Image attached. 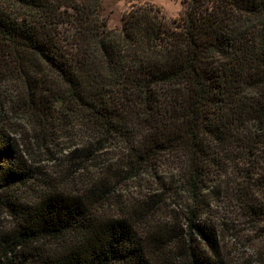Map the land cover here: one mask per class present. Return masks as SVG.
Segmentation results:
<instances>
[{
	"label": "trees",
	"instance_id": "obj_1",
	"mask_svg": "<svg viewBox=\"0 0 264 264\" xmlns=\"http://www.w3.org/2000/svg\"><path fill=\"white\" fill-rule=\"evenodd\" d=\"M183 4L170 20L133 6L109 29L101 0H0V209L15 218L0 264H153L151 248L175 241L139 236L147 212L103 215L104 182L77 194L46 183L13 136L20 116L51 133L80 121L91 140L72 160L116 143L128 178L175 170L193 205V264H225L198 218L215 194L264 235V0Z\"/></svg>",
	"mask_w": 264,
	"mask_h": 264
},
{
	"label": "rangeland",
	"instance_id": "obj_2",
	"mask_svg": "<svg viewBox=\"0 0 264 264\" xmlns=\"http://www.w3.org/2000/svg\"><path fill=\"white\" fill-rule=\"evenodd\" d=\"M183 1L101 0V12L108 28L116 29L121 26L122 15L133 6L155 4L170 20L179 17L184 9ZM17 123L20 130L13 136L20 142L23 151H26L29 164L42 175L46 183H55L61 189L63 187L77 194L98 188L104 182L103 191L108 196L103 215L128 217L130 213L147 212L148 224L138 229L139 236L143 238L150 234L149 231L155 230V234L158 232L159 236L175 240L169 250L159 251L156 246L151 248L153 264H193L187 249V223L193 205L175 170L162 167L158 173L148 170L135 178H128V174L121 171L122 158L127 157L125 149L116 143L110 144L87 161L68 157L75 149L90 144V134L84 130L80 121L71 120L68 127L52 133L46 129V134L25 116H20ZM74 124L76 126H72ZM50 135L55 140L51 145L43 146L46 141L44 137ZM24 191L26 193L19 192L23 198L22 203L31 204L37 193L33 190ZM3 195L6 196V193H0V201L4 199ZM226 200L222 195L210 197V206L198 216L199 222L207 223L216 231L225 264H264L263 232L252 228L240 210ZM1 207L0 233L15 225L12 213ZM173 252L180 259L175 260Z\"/></svg>",
	"mask_w": 264,
	"mask_h": 264
}]
</instances>
